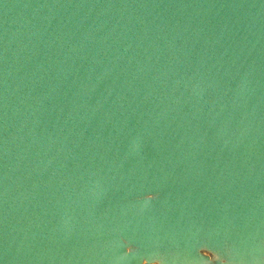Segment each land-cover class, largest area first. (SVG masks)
<instances>
[{
  "label": "water",
  "instance_id": "obj_1",
  "mask_svg": "<svg viewBox=\"0 0 264 264\" xmlns=\"http://www.w3.org/2000/svg\"><path fill=\"white\" fill-rule=\"evenodd\" d=\"M0 264H264V0H0Z\"/></svg>",
  "mask_w": 264,
  "mask_h": 264
}]
</instances>
